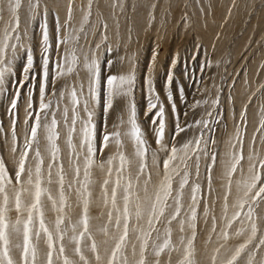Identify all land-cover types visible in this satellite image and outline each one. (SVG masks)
<instances>
[{
  "label": "rangeland",
  "instance_id": "374dc122",
  "mask_svg": "<svg viewBox=\"0 0 264 264\" xmlns=\"http://www.w3.org/2000/svg\"><path fill=\"white\" fill-rule=\"evenodd\" d=\"M117 5L123 4V9L119 6L113 7L114 0H93L91 15L88 21H84V16L88 10L89 0H73L72 19L67 24L68 3L69 0H40V9L35 20L29 23V14L27 9V0H22V7L19 10L20 17V36L21 41L17 44L15 59L11 65L12 75L7 77L5 90L0 94V158L10 174H14L19 159L21 146L24 140V119L26 116L29 102L33 109H38L39 88L42 79V32L40 25L43 23L41 14L44 7L47 6V26L50 39L55 36L64 37L71 34L78 37V42L69 40L65 44H59L61 53L67 48L69 51L76 48L77 55L83 60V52L94 49L95 45L100 43L101 48L97 55L101 63L102 78L108 74H126L134 70L136 74V85L134 91L137 122L145 133V138L151 149H157L155 143V134L152 124L153 115L147 111L148 95L145 86V73H149L155 85V91L159 94V103L164 105L165 109V140L169 148L172 146L170 133L174 130L176 117L182 127L193 125L187 128L186 132L176 136L175 143L179 148L195 136L203 133L202 141H207V151L215 156V164L212 165L209 159L201 154L199 176L195 175V156L189 161L190 177L188 184L183 189L181 203L183 207L180 215L168 224L175 204L173 197L177 195L179 189L180 175H176L172 182V194L167 200L171 207L165 209L164 215L155 225L157 231L153 232V240L159 235L160 239L156 243H162L165 238V229L171 227V242L174 246L171 251V264H178L183 259L187 239L191 235L189 223L191 220L189 205L192 203V187L194 182L201 185L199 204L196 208V254L197 264H211L212 250L220 245V255L217 258V264L227 258L228 250H235L241 243H244L251 231V222L247 219L248 204H244L243 209L239 207L241 199H245L244 189L238 181H242L250 175V162L248 156L258 154L264 158V0H115ZM155 4V9L152 5ZM63 5L66 15L61 16L58 12V6ZM78 9V19H75V11ZM59 17L57 24L56 17ZM154 17V18H153ZM11 20V16L5 9L3 20H0V39L3 38L6 22ZM101 21H106L108 37L107 42H102L103 32ZM28 29L27 36L24 35V29ZM83 29V31H81ZM131 30V31H129ZM11 43H16L12 41ZM22 44L24 47H21ZM80 45H85L83 49ZM126 45V46H125ZM30 46L33 56V69L35 78L23 81V66L26 64L24 54ZM110 47L111 51L107 48ZM126 47V48H125ZM122 50V51H121ZM120 54V55H119ZM49 56V88L46 92V102L51 99L53 110H55L56 101L60 100V109L56 111V119L60 121L57 131L59 138L57 140L60 149L59 161L63 164L65 177V194L67 196V207L63 227L67 229V235L64 238L65 253L67 257L83 264L79 255L74 252L75 245L69 241L73 235L71 225L77 226V231L81 230L79 221L82 216V198L77 194L76 189L80 184H75L69 188L75 177L74 161L75 156L67 144V127L62 119L64 106H68V118L71 121L72 111L68 92L60 99L59 93L65 85H72L79 81L87 85V72L82 67L79 70V78L76 73L57 79L55 81L56 96L52 95V78L55 65L52 60L55 59L51 51ZM120 58V60L118 59ZM12 59V50H8L7 61ZM108 62L107 66L105 62ZM119 61V62H118ZM68 65H65L67 67ZM125 68V71H123ZM172 74L173 84L167 86V77ZM23 81V87L20 88V96L17 99V107L10 112L11 100L15 98L17 82ZM171 91L175 102V110L172 108L173 101L168 99V93ZM31 92V96H29ZM200 101L199 105L196 102ZM215 102V103H214ZM158 103V107H159ZM192 105H196L192 107ZM155 111V110H153ZM187 113V115H185ZM209 113L211 115H209ZM35 115V112H33ZM81 117L86 114L81 110ZM97 140L103 124V114L101 109H97ZM42 123L43 113H41ZM128 111L124 100L114 104L112 110L107 114V130L109 132L117 131L121 133L123 144L122 151L128 157L130 163L125 167L123 175L125 178L131 177L133 181V190L137 193L145 208L149 207L150 201L145 200V181L147 184V195L154 199L155 193L159 190L161 180L164 177L163 160L167 153L158 152V163H153L151 152L147 157V170L143 175L137 174L140 168V161L135 155L134 142L126 135L129 130L127 123L121 124V119L128 120ZM51 116H49V120ZM203 120L207 127L197 124V121ZM13 121H15L16 141H13ZM29 125L32 120L28 121ZM79 123L77 124V133L73 136V143L76 151H80ZM211 129V131H209ZM39 150L43 157L44 185L47 187L54 198L58 199V177L56 167L52 169L51 183H47V169L51 160L48 151V142L45 139L43 130L39 131ZM214 141V143H213ZM243 159L237 165L236 171L229 177L227 175L231 168V155L241 151ZM226 143V147H225ZM37 145H33L35 148ZM201 147H204L203 142ZM15 148V151L13 149ZM223 148V149H222ZM225 148V149H224ZM117 145L110 143L103 152H97V165H94L91 171V183L89 190L91 192V203L89 205V231L99 244V252L103 259V264L111 255V250L117 242L119 232L108 223V207L104 206L102 196V186L107 178V163L101 168L99 162H106L110 156L117 154ZM182 155V153H180ZM34 152H29L26 168L35 169L37 161L33 158ZM174 163H179L177 160ZM119 161L113 164V180L115 179V168ZM80 181L84 178V156L79 157ZM211 175V191H209L208 175ZM242 170V171H241ZM261 182H264V169H260ZM27 173H25L26 178ZM153 175V176H152ZM150 176V179H149ZM152 177V178H151ZM153 180V181H152ZM160 180V181H159ZM231 180L230 192L228 181ZM155 184H154V183ZM158 182V183H157ZM15 183V181H13ZM123 184L124 181L122 180ZM260 185L258 184L257 187ZM26 187H30L27 186ZM113 184L108 185L109 193ZM255 190H253V193ZM227 195V216L230 218L234 212H239V218L236 219L231 227L227 229L229 239L226 241L219 238L221 229L224 228V204L225 194ZM9 195H12L11 187ZM264 195V194H261ZM123 189L117 194V204L123 206ZM25 205H30L32 196L30 192L23 194ZM133 207L135 196H133ZM45 221L47 226L53 230L57 213L53 209L51 201L47 196L42 198ZM249 203H252L248 198ZM255 208L256 222L259 228L258 237L264 234V202H260ZM207 213V215H206ZM11 221H15L17 213L15 210L9 212ZM213 217L215 219H213ZM181 221H183V231H181ZM243 222V223H242ZM135 218L130 222L129 240L136 242L137 233L133 232L132 225ZM140 223H144L142 220ZM215 224V232L211 229ZM108 228V234L105 235L100 230ZM243 230L239 236L235 233ZM211 235V240H209ZM116 237L117 239H113ZM184 243H181V238ZM107 240L104 244L102 241ZM14 243H20L21 240L14 238ZM89 241L87 238L82 246L84 255L96 264L94 254L89 250ZM202 245V246H201ZM200 246V247H199ZM39 259L38 264H44L46 260L47 245L45 237L41 235L39 241ZM129 244L126 254L130 256ZM252 245H249V249ZM152 241L149 242L148 260L151 262ZM264 252V249H261ZM12 255L20 264L21 251L19 248L12 249ZM245 256L247 253L244 254ZM259 258V257H258ZM54 264H62L57 260L56 254L53 256ZM169 259L168 250L160 256V264H166ZM244 257H241L240 264H243Z\"/></svg>",
  "mask_w": 264,
  "mask_h": 264
},
{
  "label": "snow or ice",
  "instance_id": "6c2138e0",
  "mask_svg": "<svg viewBox=\"0 0 264 264\" xmlns=\"http://www.w3.org/2000/svg\"><path fill=\"white\" fill-rule=\"evenodd\" d=\"M72 3L73 0H69L68 3V18L65 21L67 24L72 19ZM93 0H89L88 10L84 16V21L87 22L89 16L91 15ZM119 6L121 10L123 9V4L117 5L114 0L113 7ZM22 7V0H0V20H3V14L5 9L11 16V20L6 22L3 38L0 39V94H3L5 90V82L7 77L12 75V63L16 55L17 44L21 41L20 36V17L19 10ZM40 0H27V9L29 14V23L35 20L38 10L40 9ZM152 9H155L156 5L153 4ZM47 6L41 14V19L43 23L40 25L42 32V79L39 88V105L38 109H33L32 103L29 102L28 109L25 119H24V140L21 146V151L19 159L17 162V167L14 174H10L3 158H0V264H17V261L12 255V249L19 248L21 251V261L20 264H38L39 259V241L41 235L45 237V243L47 245L46 260L44 264H54V253L56 254L57 260L62 261V264H76L75 261L64 255L66 249L63 243L65 236L67 235V229L63 227L65 219L67 218V213L65 208L67 205V196L65 194V177L63 164L59 161L60 149L57 144L59 138V132L57 131L60 121L56 119V111L60 109V100L58 99L55 104V110H53V102L49 99L47 102L45 100L46 92L49 88V56L48 53L51 51L55 57L52 63L55 65L53 78H52V95L56 96L55 81L62 77L68 76L73 72L76 73L79 78V70H86L87 72V85L83 81H79L72 85L63 86L59 93L60 99L65 95V91L68 92L71 102L72 117L69 122L68 106H64L62 111V119L67 127V144L72 150L75 156L74 170L75 177L72 183L68 184L69 188L74 187L75 184H80V187L76 189L77 194L82 198V216L79 221L81 230L77 231L76 225H71V231L73 235L69 237V241L75 245L74 252L79 255L80 261L83 264H91V261L84 255L82 246L85 239L89 241V250L94 254L96 264H103V259L99 252V244L96 239L92 236L89 231V205L91 203V192L89 190V185L91 183V171L90 169L97 165V152H103L104 148H107L110 143H115L117 145V154L110 156L106 162H99L98 166L103 168L104 164L107 163V178L104 180L102 186V196L103 203L105 207L110 205L108 210V223L112 224L113 227L119 232L114 247L111 250V255L107 261V264H160V256L168 250L169 259L166 264H171V251L174 246L171 242V227L165 229V238L162 243H156L160 239L159 235L153 240V232L157 229L155 225L159 222L160 218L164 215L165 209L171 207L167 204L168 198L171 196L173 188L172 182L176 175L181 176L179 182V189L177 190V195L173 197V202L175 208L171 217L168 220V224H171L172 220H175L180 215V210L183 207L181 203L183 189L189 182L190 177V165L189 161L195 156V175L199 176L200 171V159L201 154L207 157L212 165L215 164V156L211 155L207 151V141H202L203 133L200 136L193 137L192 140L185 141L181 147H177L175 143L176 136L181 133L186 132L187 128L193 127V125H187L182 127L179 122V117H176L174 130L170 133L172 146L169 148L168 144L164 143L165 140V109L162 103H159V94L155 91V85L151 75L145 73V86L146 93L149 97L147 104V111L151 112L153 115L152 124L155 125L153 132L155 134V143L158 145L157 149H151L145 138V133L137 122V111L135 104V85H136V74L135 71H129L126 74H108L107 76H101L102 68L99 57L97 55L98 50L101 48V44L95 45L94 49H89L91 51V56L88 51L83 52V60L81 61L80 56L77 55L76 48L69 51L67 48L63 53L60 52L58 45L67 44L69 40H74L78 42V37L72 36L71 34L65 35L64 37L55 36L50 39L48 26H47ZM154 18V17H153ZM57 24L59 23V17H56ZM101 26L103 29L101 40L102 42H107L108 37L106 35L107 23L106 21H101ZM83 31V29H81ZM131 31V30H129ZM28 29H24V35L27 36ZM15 41L16 43H11ZM21 47H24L20 44ZM85 45H80L83 49ZM12 50V59L5 63L7 59L8 50ZM111 51V48H107ZM24 59L26 64L23 66V81H27L31 78H35V73L32 72L33 69V56L31 54L30 46L27 48L24 54ZM108 62H105L107 66ZM65 65H68L65 67ZM23 81L17 82V90L15 92V98L11 100V108L15 110L17 107V99L20 96V88L23 87ZM173 84L172 74L169 73L167 77V86L170 88ZM31 96V92H29ZM168 99L173 101L172 108L175 110V102L171 91L168 93ZM124 100L125 107L128 111V120L124 121L121 119V124L127 123L129 125V130L124 133L128 136L135 145V155L140 161V168L137 174V180L140 175H143L147 170V157L148 153L151 152V158L153 163H158V152L167 153L166 158L163 160V167L165 170L164 177L161 180L159 190L155 193L154 199L147 195V184L148 180L145 181L144 191L146 193L145 200L150 201L149 207L145 208L141 202L140 196L133 190V181L131 177L125 178L123 171L125 167L130 163L128 157L122 151L123 144L121 140V133L117 131L109 132L107 130V114L109 110H112L114 104L118 101ZM159 103V107H158ZM201 102L197 101L196 105ZM215 103V102H214ZM196 105H192L195 107ZM102 110L103 114V124L99 133V141L97 140V109ZM81 110L86 114V117H81ZM155 110V111H153ZM35 112V115H33ZM41 113H43V123ZM187 115V113H185ZM209 115H211L209 113ZM49 116L51 119L49 120ZM32 120V124L29 125L28 121ZM79 123V137H80V151H76V146L73 143V136L77 133V124ZM197 124H202L207 127V124L203 121H197ZM261 127H264L262 123ZM43 130L45 134V139L48 142V151L51 156L50 163L47 169V183H51L52 169L56 167L57 173V183H58V199L54 198L49 189L44 185V172H43V157L40 153L38 144V134L39 131ZM211 131V129H209ZM13 141H16L15 132V121H13V131H12ZM203 142L204 147H201ZM214 143V141H213ZM37 145L35 148L33 145ZM15 151V148L13 149ZM34 152V159L37 161L35 169L26 168V163L28 161L29 152ZM182 153V155H180ZM84 156V178L80 181V166L79 157ZM243 159L242 155V142L241 151L233 153L231 155V168L229 169L227 175L230 177L237 169V165L240 160ZM119 161L118 166L115 168V179L113 180V164L115 161ZM179 163H174L176 161ZM250 162L248 178L238 181L244 189L245 199H241L239 202V207L242 210L244 204H248L247 219L251 222V231L244 243H241L235 250H228L227 258L222 260L220 264H240L241 257H244L243 264H264V234H260L258 237L259 228L255 217V208L259 206L260 202H264V182H261L260 169H264V158H260L258 154H252L250 152L248 156ZM242 171V170H241ZM25 173H27L25 178ZM150 179V176H149ZM209 182V191H211V175L209 169V175L207 177ZM124 181L122 184L121 181ZM15 181V183H13ZM113 184L111 192L109 193L108 185ZM260 185L257 187V185ZM30 186V187H26ZM231 180L228 181V188L230 192ZM11 187L12 195H9V188ZM123 189V206L117 204V194ZM253 190L255 192L253 193ZM30 192L32 196V202L30 205H25L23 200V194ZM201 192V185L198 182H194L192 187V203L189 205L191 209L190 216L191 220L189 227L192 230L190 237L187 239V244L185 247L183 259L178 262V264H197L195 260V245L194 241L196 239V219L197 212L196 208L199 204V196ZM227 195L225 194V204H224V220L226 221L224 228L218 234L219 238L225 241L229 239V229L232 223L239 218L240 213L234 212L229 218L227 216ZM47 196L51 201L53 209L56 211L57 216L54 225V231L51 230L45 221V212L43 206L42 198ZM133 196H135V204L133 207ZM248 198L251 199L252 203H249ZM15 210L17 217L15 221H11L9 218V212ZM207 215V213H206ZM135 218V223L132 225V231L137 233L136 241L139 242L137 247L136 242H131L129 240L130 233V222ZM213 219H215L213 217ZM144 223H140L141 221ZM243 223V222H242ZM105 235L108 234V228L104 227L100 230ZM181 231H183V221H181ZM215 232V224L211 229ZM243 230L235 233L234 235H241ZM14 238L20 239V243H14ZM209 240H211V235H209ZM152 241V255L154 259L149 262L148 260V249L149 242ZM102 243L107 244L108 241L104 240ZM181 243H184V238H181ZM130 248V256L127 253L128 246ZM249 245L252 248L249 249ZM224 245H220L212 250L211 264H217V258L220 255L221 248ZM247 253L245 256L244 254ZM259 257V258H258Z\"/></svg>",
  "mask_w": 264,
  "mask_h": 264
},
{
  "label": "bare ground",
  "instance_id": "6f19581e",
  "mask_svg": "<svg viewBox=\"0 0 264 264\" xmlns=\"http://www.w3.org/2000/svg\"><path fill=\"white\" fill-rule=\"evenodd\" d=\"M58 9H59L58 12L60 13L61 16H65V15H66V10L63 9V5L58 6ZM79 14H80V13H79V11H78V9H77V10L75 11V15H74L76 20L78 19L77 17H78ZM125 46H126V45H125ZM125 48H126V47H125ZM121 51H122V50H121ZM119 55H120V54H119ZM118 59L120 60V58H118ZM118 62H119V61H118ZM123 71H125V68H123ZM226 146H227V145H226V143H225V147H226ZM222 149H223V148H222ZM224 149H225V148H224ZM152 176H153V175H152ZM151 178H152V177H151ZM152 181H153V180H152ZM159 181H160V180H159ZM153 183H154V182H153ZM157 183H158V182H157ZM154 184H155V183H154ZM196 244H197V243H196ZM196 244H195V248H196V246H197ZM201 246H202V245H201ZM199 247H200V246H199ZM196 250H197V249H196ZM199 251H200V250H199ZM199 251H198V253H197L198 255H199ZM197 254H196V255H197Z\"/></svg>",
  "mask_w": 264,
  "mask_h": 264
}]
</instances>
